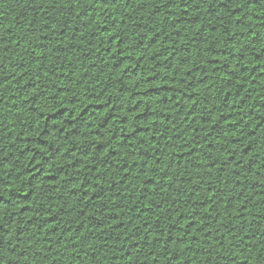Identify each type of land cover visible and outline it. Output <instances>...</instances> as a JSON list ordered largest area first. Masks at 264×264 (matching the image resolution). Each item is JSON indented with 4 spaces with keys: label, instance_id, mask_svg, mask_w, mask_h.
I'll return each instance as SVG.
<instances>
[{
    "label": "trees",
    "instance_id": "trees-1",
    "mask_svg": "<svg viewBox=\"0 0 264 264\" xmlns=\"http://www.w3.org/2000/svg\"><path fill=\"white\" fill-rule=\"evenodd\" d=\"M0 264H264V0H0Z\"/></svg>",
    "mask_w": 264,
    "mask_h": 264
}]
</instances>
